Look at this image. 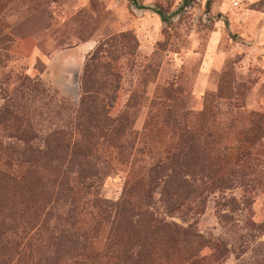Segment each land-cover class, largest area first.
<instances>
[{"label":"rangeland","instance_id":"1","mask_svg":"<svg viewBox=\"0 0 264 264\" xmlns=\"http://www.w3.org/2000/svg\"><path fill=\"white\" fill-rule=\"evenodd\" d=\"M138 3L164 20L130 0H0V172L18 178H0V262L16 223L34 219L35 264H115L102 257L111 250L141 252V264H264V0ZM121 34L134 39L112 64L109 113H132L130 159L95 161L83 187L73 173L75 201L34 212L31 151L54 131L71 134L85 62ZM124 200L164 225L143 230L139 210L127 212L105 249L107 212Z\"/></svg>","mask_w":264,"mask_h":264},{"label":"trees","instance_id":"2","mask_svg":"<svg viewBox=\"0 0 264 264\" xmlns=\"http://www.w3.org/2000/svg\"><path fill=\"white\" fill-rule=\"evenodd\" d=\"M134 39L127 34H121L116 37H110L99 43L93 53L85 62L83 73L80 80L81 97L78 104L77 113L74 119L76 123L71 134L63 131H54L49 136L45 137V150L40 153L31 151L30 162H33L35 167L32 171L35 184H38L36 191L40 192V199L36 202L33 209L34 212L39 211L41 201L58 202L64 199L75 201L78 194L76 186H73V173L76 174L78 183H82V187L87 185L88 180L96 178L99 174V167L95 161L103 164H110L109 159L115 156L119 161L122 159H130L132 149L136 146V139L130 138L131 133V114L124 111L116 117L110 116V95L112 94V83L118 79L116 73L112 72V64L119 58V53ZM97 77H103L102 83L97 81ZM128 111L134 110V105L129 104ZM105 154L107 156L102 157ZM115 154V155H114ZM5 165H8V160L5 159ZM41 163V166L37 165ZM152 171V170H151ZM15 174V173H14ZM14 174L0 172L1 179L10 181H18ZM137 185H134V188ZM175 186V185H174ZM175 190L176 187H173ZM41 189V190H40ZM133 189V186L131 187ZM87 196H83L84 199ZM78 199V198H77ZM80 201V198L78 199ZM79 202L77 201L76 204ZM142 202H131L124 200L118 208L107 212L108 218L112 213L113 220L108 232V237L105 244V249L111 248V241L116 243L120 237V231L124 224L125 213L139 210L135 221V225L140 226L143 230L155 231L161 228L164 224L161 221L154 219V215L149 209L140 211ZM149 202L145 206L150 207ZM93 207L101 209L102 203L95 198ZM112 204L110 207H113ZM117 205V204H116ZM115 205V206H116ZM171 207L172 204L168 203ZM78 207V206H77ZM132 221V217L127 218ZM34 221V219H33ZM32 222L26 223V226H21L16 223L14 234L16 240L13 242V251L3 252L1 254L4 264L12 258V264H35L36 255H39L40 250L36 246L40 233L30 236V227ZM103 221H106L105 219ZM108 222V221H106ZM31 223V224H30ZM105 223V222H103ZM102 221L97 219L95 226H101ZM134 224V223H133ZM129 225H132L129 223ZM29 228V229H28ZM37 230V229H36ZM35 230V231H36ZM146 233V232H145ZM36 238V239H35ZM215 245V251L216 249ZM112 249V248H111ZM112 255H107V251L102 253V257L115 260V264H141L142 253L139 255H129L127 251L111 250ZM100 255L96 254V258Z\"/></svg>","mask_w":264,"mask_h":264},{"label":"water","instance_id":"3","mask_svg":"<svg viewBox=\"0 0 264 264\" xmlns=\"http://www.w3.org/2000/svg\"><path fill=\"white\" fill-rule=\"evenodd\" d=\"M130 2L132 3V6L134 7V9L136 11H140V12H152L154 14H156L157 16H159V18L163 21V12L155 9L153 7H149V6H141L138 3V0H130Z\"/></svg>","mask_w":264,"mask_h":264},{"label":"built area","instance_id":"4","mask_svg":"<svg viewBox=\"0 0 264 264\" xmlns=\"http://www.w3.org/2000/svg\"><path fill=\"white\" fill-rule=\"evenodd\" d=\"M232 6H233V7H237L238 4H237V3H233Z\"/></svg>","mask_w":264,"mask_h":264}]
</instances>
